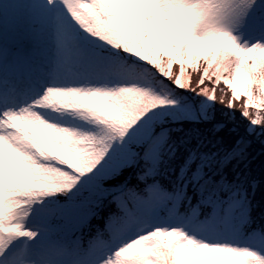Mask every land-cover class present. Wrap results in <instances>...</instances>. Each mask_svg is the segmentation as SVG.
Listing matches in <instances>:
<instances>
[{
	"label": "snow or ice",
	"instance_id": "snow-or-ice-1",
	"mask_svg": "<svg viewBox=\"0 0 264 264\" xmlns=\"http://www.w3.org/2000/svg\"><path fill=\"white\" fill-rule=\"evenodd\" d=\"M0 264H264V0H0Z\"/></svg>",
	"mask_w": 264,
	"mask_h": 264
}]
</instances>
